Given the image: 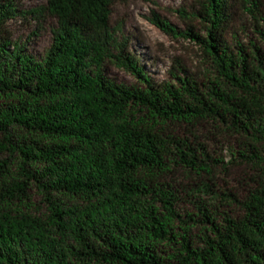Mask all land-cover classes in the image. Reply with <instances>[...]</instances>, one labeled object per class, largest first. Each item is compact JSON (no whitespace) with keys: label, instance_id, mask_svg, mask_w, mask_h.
<instances>
[{"label":"trees","instance_id":"1","mask_svg":"<svg viewBox=\"0 0 264 264\" xmlns=\"http://www.w3.org/2000/svg\"><path fill=\"white\" fill-rule=\"evenodd\" d=\"M21 1L0 0V264H264L259 1L243 0L255 19L245 39L231 32L233 0H198V31L155 15L209 64L199 75L173 67L162 84L117 37L116 0L27 12ZM45 13L57 27L36 59L8 23ZM107 62L139 87L110 79Z\"/></svg>","mask_w":264,"mask_h":264},{"label":"rangeland","instance_id":"2","mask_svg":"<svg viewBox=\"0 0 264 264\" xmlns=\"http://www.w3.org/2000/svg\"><path fill=\"white\" fill-rule=\"evenodd\" d=\"M48 0H23L18 4L19 11L27 12L32 8L46 6ZM235 8L231 11V32L238 39L247 35L254 36V17L247 11L248 5L243 0H233ZM258 13L264 16V0H258ZM198 0H116L112 6V25L119 29L117 37L128 43L130 52L139 60L141 66L155 83H166L171 80L173 67H183L199 75L208 70L202 50L189 38L172 37L164 34L151 20L156 18L168 21L178 31L187 32L190 27L201 30V26L191 18L199 10ZM260 14V15H261ZM56 20L45 13L42 17L23 14L8 23V28L15 41L26 44L27 51L36 59H42L53 40ZM231 40L232 35L227 36ZM104 73L110 79L128 87H139L135 76L128 71L107 62ZM0 158H5L0 154ZM176 181L187 185L191 177L183 173L175 174ZM32 199L40 204L41 198L36 190L31 192ZM180 204L182 214L189 212L185 201ZM190 213V212H189Z\"/></svg>","mask_w":264,"mask_h":264}]
</instances>
